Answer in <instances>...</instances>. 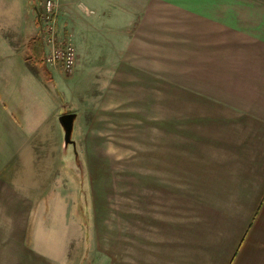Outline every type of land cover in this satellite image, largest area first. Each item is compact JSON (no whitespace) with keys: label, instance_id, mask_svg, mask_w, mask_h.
<instances>
[{"label":"rangeland","instance_id":"rangeland-1","mask_svg":"<svg viewBox=\"0 0 264 264\" xmlns=\"http://www.w3.org/2000/svg\"><path fill=\"white\" fill-rule=\"evenodd\" d=\"M146 1L0 0V45L10 42L21 53L28 40L41 37L46 56L53 40L73 51L72 72L48 66L54 82L40 69L34 70L39 77L30 76V87H48L55 103L52 113L46 106V119L56 126L46 128L45 145L47 222L56 223L53 213L62 208L63 239L47 255L54 264L221 259L225 225L213 224L216 209L204 207L213 193L176 158L180 142L167 140L168 107L180 102L172 94L184 58L196 48L172 39L164 24L153 34L141 32ZM67 114L74 116L69 139L61 123ZM227 202L221 209L243 212Z\"/></svg>","mask_w":264,"mask_h":264},{"label":"crops","instance_id":"crops-1","mask_svg":"<svg viewBox=\"0 0 264 264\" xmlns=\"http://www.w3.org/2000/svg\"><path fill=\"white\" fill-rule=\"evenodd\" d=\"M165 1H146L140 31L164 24L172 39L196 48L172 94L180 102L168 107L167 140L180 142L176 158L213 193L204 207L225 225L218 264H264V0ZM31 40L21 53L0 45V264H54L47 255L63 239L61 206L56 223L46 219V128L56 126L46 106L52 113L55 103L48 87H30L40 69ZM223 199L243 212L221 209Z\"/></svg>","mask_w":264,"mask_h":264},{"label":"built area","instance_id":"built-area-1","mask_svg":"<svg viewBox=\"0 0 264 264\" xmlns=\"http://www.w3.org/2000/svg\"><path fill=\"white\" fill-rule=\"evenodd\" d=\"M49 10H51L52 3L49 2ZM54 45L52 51L46 56V64L49 67L61 66L66 72H72L74 70L73 51L70 46L66 47L60 44H56V41H51ZM56 44V45H55Z\"/></svg>","mask_w":264,"mask_h":264},{"label":"trees","instance_id":"trees-1","mask_svg":"<svg viewBox=\"0 0 264 264\" xmlns=\"http://www.w3.org/2000/svg\"><path fill=\"white\" fill-rule=\"evenodd\" d=\"M31 63L42 69L43 76L47 81H53L50 69L46 64L45 45L41 37H36L30 42Z\"/></svg>","mask_w":264,"mask_h":264},{"label":"water","instance_id":"water-1","mask_svg":"<svg viewBox=\"0 0 264 264\" xmlns=\"http://www.w3.org/2000/svg\"><path fill=\"white\" fill-rule=\"evenodd\" d=\"M73 118L74 116L71 114L63 115L61 117V123L66 131V137L69 139L72 133V127H73Z\"/></svg>","mask_w":264,"mask_h":264}]
</instances>
